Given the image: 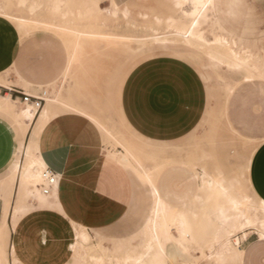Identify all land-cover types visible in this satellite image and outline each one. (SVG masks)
Wrapping results in <instances>:
<instances>
[{
  "label": "rangeland",
  "instance_id": "1",
  "mask_svg": "<svg viewBox=\"0 0 264 264\" xmlns=\"http://www.w3.org/2000/svg\"><path fill=\"white\" fill-rule=\"evenodd\" d=\"M155 1L154 7L147 6V0H132L125 5L112 4L109 9H100L99 3L98 8L93 5V0H25L24 5L20 0H0L7 12L45 21L52 26H63L61 29H47L42 24L28 23L27 31L20 28L14 31L24 37L33 33H50L61 47L67 49L69 60L72 58L69 73L62 74L50 89L45 88V102L48 98L53 99L55 110L76 109L73 105H64V95L84 99L80 91L86 83L91 86L86 97L103 96V104L89 105L92 115L100 117L93 120L103 135V151L113 152L130 171L134 188L133 202L127 213L118 219L103 217L104 222L99 225H83L88 238L82 244L77 243L74 250L69 247L72 236L68 229L76 224L66 222L53 210L33 209L21 215L18 233H12L9 239V244H15L13 255L8 240L6 242L8 264H118L126 255L143 250L147 242L151 243L153 251L157 241L150 238L151 229L146 219L161 220L155 210L157 198L163 199L167 209L164 222L169 224L173 235H179L180 220V226L194 240L185 249L167 243L162 256L169 264H184L189 260L193 264H237L232 260L220 263L215 259L214 234L229 235L231 245L235 246L251 233L258 237L256 226L236 229L232 212L227 222L217 219L215 207L223 204L226 197L217 186H209L207 179L219 181L233 195L246 197L249 213L256 210L258 217L264 219L259 204L263 199L254 194L247 174L259 139L237 131L228 121L225 108L228 98L240 86L251 82L264 83L260 74L264 59V0H213L199 27L205 42L185 41L183 35L177 33V27L182 23L188 25L191 17L183 14L180 7L167 13L160 8L162 0ZM187 3L182 4L186 10L191 7ZM30 4L35 5L34 11L29 10ZM216 35L224 36L228 42L215 43ZM230 48L240 57L250 52L252 61L249 63H256L258 69L245 64L234 67L208 54L227 52ZM163 54L173 55L168 58L200 74L212 107L205 121L191 134L178 142L164 144L130 131L118 109V94L131 70L143 60ZM97 65L99 68L96 69ZM98 84L103 88L97 90ZM64 85H68L66 92ZM13 105L20 109L26 104H20L18 100ZM117 148L124 153L117 154ZM176 165L190 166L187 177L190 186L198 190L195 195L184 193L181 200H174L171 204L167 200L170 192L160 191L155 181L167 173L171 177L168 181L172 180L169 184L179 188ZM191 173L195 174L194 178ZM40 181L41 173L28 183V193L24 196L37 198L36 194L41 195L37 186ZM153 187L156 193H153ZM42 232L45 244L41 241ZM143 259L133 264H146L147 257ZM249 260L245 264H264L263 260L256 258Z\"/></svg>",
  "mask_w": 264,
  "mask_h": 264
},
{
  "label": "crops",
  "instance_id": "2",
  "mask_svg": "<svg viewBox=\"0 0 264 264\" xmlns=\"http://www.w3.org/2000/svg\"><path fill=\"white\" fill-rule=\"evenodd\" d=\"M130 1L101 0L99 8L109 9L112 3L125 5ZM146 3L154 7L156 1L147 0ZM183 3L185 0H162L160 8L169 13L177 7L184 9ZM169 56L173 55L163 54L143 60L131 70L118 94V109L129 130L142 138L163 144L178 142L191 134L205 121L212 108L200 74ZM68 61L67 49L61 47L52 34L33 33L30 37H24L0 23V95H9L11 100H19L21 104V94L27 93L41 98L44 105L45 88L48 86L50 89V85L60 79ZM86 84L80 91L86 99L64 95V105H73L76 109L62 112L56 109L33 140L45 167L57 174L56 186L50 189L48 195H43L46 205L42 210H53L55 215L77 226L99 225L104 222L103 217L118 219L124 216L133 202L134 193L130 171L116 159L113 152L103 151V135L93 120L100 117L92 115L89 105L103 104L104 99L101 94H96L94 98L86 97L91 92L90 83ZM100 87L103 88L98 84L95 88L98 90ZM67 88L68 85H64L65 92ZM225 108L228 121L237 131L259 139L247 174L254 194L264 201V83L251 82L240 86L228 98ZM40 110L36 109L31 122L24 129V120L19 121L0 109V175L3 173L0 183L11 177L15 169H20ZM117 152L124 153L120 148H117ZM189 167L176 165L179 188L169 184L172 180L168 181L171 177L167 173L155 181L160 191L170 192L167 200L171 204L174 200H181L184 193L192 192L195 195L198 190L190 186L187 177ZM191 177L194 178L195 174L191 173ZM196 183L198 185L199 181ZM18 192L17 176L6 214L9 247L12 233L17 234L19 230V219L15 225L11 216ZM21 200L28 212L41 209L34 196L23 195ZM227 207L226 199L215 207L214 215L217 216L219 209ZM2 211L0 198V220ZM71 229H68L70 234ZM43 234L41 241L45 240ZM251 234L239 240L238 245H244L240 264L247 263L249 258L251 261L252 258L264 261V237L256 238Z\"/></svg>",
  "mask_w": 264,
  "mask_h": 264
},
{
  "label": "bare ground",
  "instance_id": "3",
  "mask_svg": "<svg viewBox=\"0 0 264 264\" xmlns=\"http://www.w3.org/2000/svg\"><path fill=\"white\" fill-rule=\"evenodd\" d=\"M24 1L25 0H20V4L24 5ZM100 1L101 0H93V5L98 8V3H100ZM185 2L186 3L189 2L191 4V7L188 10L181 9V11L183 12V14L185 13L186 15H189L191 19L188 25L182 23L180 26H178L177 33L179 34L181 33L183 35L184 40L188 42H191L193 40L205 42L206 40L204 38V35H202V31L199 27L201 24L202 17L207 16L205 14V11L212 4V0H185ZM113 6L115 5L113 4ZM34 9H35V5L30 4L29 10L34 11ZM123 12L127 14L126 10H123ZM12 20L17 21V23L13 24ZM0 22L4 23L8 28H11V29L20 28V29H23V31H27L29 29L28 23L42 24L47 29H51V28L61 29L63 27L62 25H61L62 27L52 26L53 24L50 25L46 23L45 21L28 19L23 15L12 14L10 12L5 11L1 5H0ZM100 29L103 30L102 27H100ZM214 42L221 44V43H227L228 40L224 36L216 35L214 38ZM77 47H78V44H77ZM208 54L210 55V57L217 59L219 61H227L231 66H234V67H240L242 64H245V65L251 66L254 69H258L256 63H251V64L249 63L252 61L250 52H247V54L244 57H240L238 52L230 48V50L227 52H222V53L221 52L219 53L209 52ZM71 59L68 61L67 68L65 69V72L63 73L64 76L68 74L71 69V62H72ZM260 74L264 77V59L262 62V70ZM13 102L14 100H11L9 95H5V96L0 95V109L7 111L19 121L24 120L22 121L24 122L23 127L24 129H26L34 116V113L36 111V106L30 103V105L26 104L20 109H16L14 108ZM55 111L56 110H55L53 99L51 98L46 99L45 104L43 105V107H41L37 123L32 132L30 143L27 146L25 157H24V160H23V163L20 169H15L11 177H9L6 181L0 183V197L2 198V203H3V211H2V216L0 220V264H8L7 252L5 250L6 242H7L6 214H7V208L9 206V201L12 195L13 185L18 176L19 192L16 197V205L14 206L13 211H12L13 214L11 215L12 222L13 224H15V222L18 221L17 219H20L19 217H21V215L28 212L27 206L22 205L23 200L21 199L24 195L22 193H28L27 192L28 183L32 180L37 179L41 173L40 169L45 166L44 162L41 160V157H39V155L37 154V151L35 150L36 148L33 145V140L35 141L34 138L35 136H37V132L39 131V129L41 128V126H43L46 123V121L50 117H52L55 114ZM203 174L206 175L205 172ZM207 180L209 182V186H213V185L217 186L218 189L222 192L223 195H225L227 199L228 207L227 209H223V208L219 209L218 214H217V219L222 223L227 222L229 221V218L231 215L230 212H232L233 214H235V218H236L235 220L236 229L244 230L247 227L256 226L258 227L256 229L258 236L264 237V219L258 217V213L256 212V210H254L252 213H249V210H248L249 208L247 207V203H245L247 202L246 197L236 196V195L231 194L228 187L221 184L219 181L215 182L213 181V179L209 177ZM56 184H57V180L50 189L54 188ZM38 189L41 195L40 194H36V195L39 201L40 208L42 209L46 205L45 196H42V195H48L51 190H49L48 193H43L39 187ZM152 191L153 193L157 192L154 187ZM157 199L158 200L156 201L155 210H156V213L159 214L158 217L159 216L161 217V220L160 219L156 220L150 217L146 219V224H148L151 229L150 238L152 240L157 241V247L155 246L156 249L152 251L151 243L147 242L143 245V250H139V251L137 250L133 254L126 255L122 259L121 262L118 261L119 262L118 264H133L134 262L135 263L140 262V261L142 262V259L145 257H147V259L145 260L146 264H169L168 262H166V260L162 256L164 252V246L167 243H171L182 249H185L189 243H194L193 238L189 237L186 231H184L183 228L180 226L181 224L180 220L178 222L180 227L179 226L177 227L179 235L178 237L173 235L172 229L169 227V224L167 223L165 224L164 222L167 209L165 205L163 204V202L159 198ZM259 204L262 210L264 211V201L259 200ZM71 236H72V241H70L69 247L73 250L77 243L82 244L88 238V235L86 234L82 226H78V227L73 226V228L71 229ZM43 243L45 244L44 241ZM154 243L155 242L153 241V244ZM214 243L217 245V251L215 252L216 260L220 261V263H227L232 260L236 262L237 264H240L242 248H240L238 244L237 246L231 245L229 241V235L224 234V233L221 235L214 234ZM14 250H15V246L13 244L10 247V254L13 255ZM189 261L184 264H193L192 262H189Z\"/></svg>",
  "mask_w": 264,
  "mask_h": 264
},
{
  "label": "built area",
  "instance_id": "4",
  "mask_svg": "<svg viewBox=\"0 0 264 264\" xmlns=\"http://www.w3.org/2000/svg\"><path fill=\"white\" fill-rule=\"evenodd\" d=\"M21 100L23 101V103L34 104L37 110L42 107V99L39 97H33L27 93H22ZM56 180L57 174L46 166L41 171V181L38 183V187L42 190L43 193H48Z\"/></svg>",
  "mask_w": 264,
  "mask_h": 264
}]
</instances>
